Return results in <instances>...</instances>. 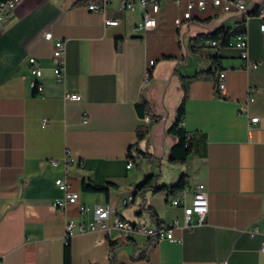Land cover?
Segmentation results:
<instances>
[{
    "label": "crops",
    "instance_id": "1",
    "mask_svg": "<svg viewBox=\"0 0 264 264\" xmlns=\"http://www.w3.org/2000/svg\"><path fill=\"white\" fill-rule=\"evenodd\" d=\"M89 1L20 0L0 34V264H64L67 220L84 225L92 219L79 215L80 206L112 208L124 221L148 227L181 220V208L170 205L174 196L136 193L149 176L158 186L176 184H164L168 173L172 180L186 176L189 191L205 185L203 224L176 231L179 243H154L142 235L124 239L114 229L77 233L68 244L69 264H264L262 21L248 20L242 59L233 37L224 48H206L203 41L199 53L190 50L198 36L218 28L236 31V13L208 5L176 28L179 11L163 2L156 27L141 32L135 29L141 10H120L112 2L104 14H95L86 8ZM240 1L249 16L264 10V0ZM105 18L119 23L105 27ZM46 32L64 41L59 83ZM208 55L217 58V70L197 76L213 66ZM28 58L40 67L41 94L30 86ZM219 72L225 75L221 93L215 88ZM64 94H77L79 101H65ZM182 100L181 127L190 135V152L184 164L171 165L168 154L176 139L167 129ZM141 102L149 114L136 111ZM139 128L146 133L136 148L149 157L130 161L128 149L137 144ZM66 155L75 162L64 164ZM58 178L78 192V203L65 215L52 206L63 196L54 184ZM82 181L112 185L105 192H83ZM255 226L259 233L249 235Z\"/></svg>",
    "mask_w": 264,
    "mask_h": 264
},
{
    "label": "built area",
    "instance_id": "2",
    "mask_svg": "<svg viewBox=\"0 0 264 264\" xmlns=\"http://www.w3.org/2000/svg\"><path fill=\"white\" fill-rule=\"evenodd\" d=\"M20 0H2L0 1V34L3 31L4 23L13 9L19 3ZM116 2L118 9L124 11H134L136 9L141 10L142 20L135 27L136 30L141 32L151 31L156 27V16L161 10V4L163 2H170L179 13L173 18V25L178 28L185 22L192 20V13L194 11L203 12L208 5L218 9L223 14L236 13L239 15L237 21V32L234 34L233 46L241 51V58L246 59L247 50V22L250 18L256 17L262 21L260 25V31L264 34V10L262 13H256L254 16H246L245 6L240 0H90L86 4V8L89 12L95 14H104L107 6ZM119 23L116 19H103L105 27L117 26ZM46 40L52 41V72L57 83L62 81L65 69V50L63 40H54L51 33H44ZM205 46L214 48L216 43L214 41H205ZM228 45H232L231 42ZM28 69L31 75L30 86L37 94L43 92V86L36 80L41 76V70L38 62L34 58H28ZM149 67L153 65L152 61L148 63ZM224 72L217 74L215 83L216 90L221 93L224 89ZM148 75L146 74L145 79ZM63 100L70 102H78L79 96L77 94H64ZM251 123H255L257 118H251ZM44 123V122H43ZM190 135H187V139ZM64 164H72L75 162L73 158L66 155L63 158ZM49 163L52 166L57 165V161L50 160ZM132 163L128 162L126 169H130ZM54 184L63 192L61 198L55 199L52 202L54 208L59 209L64 215L67 212V208L71 205L78 203V192H73L69 189V185L64 178H58L54 180ZM132 198H128L122 201V205H127ZM170 205L179 207L182 209V219H174L170 222H161L154 227H146L141 224H133L121 219L116 215L114 209L104 208L102 206H94L89 208L87 206L79 207V215L86 216L91 215L92 219L86 224H75L72 220H67L65 224L63 244L68 246L70 239L77 233L83 232H102L108 234L110 229L117 230L122 238L127 239L131 235H142L148 239L157 243L162 240H167L173 243H179L180 238L175 236L176 231L182 229H192L195 226L201 225L205 221V216L208 212V201L206 187L204 184H196L191 191L185 189L179 195L171 199ZM264 227V218L262 220ZM249 235L253 236L258 234V228L255 226L250 231ZM261 252L264 253V246L261 248Z\"/></svg>",
    "mask_w": 264,
    "mask_h": 264
},
{
    "label": "trees",
    "instance_id": "3",
    "mask_svg": "<svg viewBox=\"0 0 264 264\" xmlns=\"http://www.w3.org/2000/svg\"><path fill=\"white\" fill-rule=\"evenodd\" d=\"M2 1V0H0ZM257 12H251L250 16H254ZM193 19V18H192ZM196 19V18H195ZM199 19V18H198ZM208 18L201 20L202 22H205ZM237 32L236 31H229L224 28H218L215 31L203 35V36H198L194 38L190 44V50L194 53H199V46L198 44L206 41V40H211L216 43L215 49H220L228 46V43L230 42V38L234 36V34ZM205 47L204 45H202ZM210 48V47H206ZM208 57L212 60V67L211 69L207 71H203L200 74H213L215 70H217V67L215 66L216 63V57L208 55ZM169 58V57H166ZM150 69V68H149ZM216 83V80H215ZM183 100L181 104L179 105L177 109V117L175 122L167 129V133H169L171 136H173L176 139L175 144L170 148L169 154H168V163L171 165H179V164H184L186 161L187 156L189 155L190 152V138L187 139V135L182 127V119H183ZM136 111L139 113V115L142 113L144 109H146V112L149 114V109L147 108L146 104L141 102L135 105ZM145 130L139 128L136 131L137 134V144L135 147H130L128 149V159L130 161L134 160L135 158H148L149 154H147L145 151L139 150L136 148L138 146V143L142 141L145 137ZM132 150L137 152L135 156H132ZM156 178L154 176H149L144 179V181L136 186V193L137 194H142L145 192L150 191L153 195L156 194H162L165 198L171 197V196H177L180 194L183 190L187 188V182H186V176L181 175L176 182V184L171 185V186H158L154 183ZM112 184H106L104 186H96L93 184L86 183L85 181H82L81 183V190L83 192H105L107 191L108 187L111 186ZM150 209V208H149ZM150 215L152 218L156 219L157 215L153 209H150ZM160 222H158L156 225H158ZM151 240V239H149ZM153 241V240H152ZM154 242V241H153ZM64 264H69V251H68V246H65L64 250Z\"/></svg>",
    "mask_w": 264,
    "mask_h": 264
},
{
    "label": "rangeland",
    "instance_id": "4",
    "mask_svg": "<svg viewBox=\"0 0 264 264\" xmlns=\"http://www.w3.org/2000/svg\"><path fill=\"white\" fill-rule=\"evenodd\" d=\"M175 171H176V168H173ZM172 169V170H173ZM174 171V172H175ZM159 172L157 171V174H158ZM165 173H166V171H165ZM180 177V176H179ZM172 178H173V173H168V175L164 178V184H169L170 185V183H172L173 181H175V182H177L178 180V177L175 179V180H172Z\"/></svg>",
    "mask_w": 264,
    "mask_h": 264
},
{
    "label": "bare ground",
    "instance_id": "5",
    "mask_svg": "<svg viewBox=\"0 0 264 264\" xmlns=\"http://www.w3.org/2000/svg\"><path fill=\"white\" fill-rule=\"evenodd\" d=\"M258 13H262V10L259 11ZM246 16H249V14H248V15L246 14ZM208 41H209V40H208ZM210 41H211V40H210ZM204 46H205V44H204ZM228 46H230V45H228ZM205 47H207V46H205ZM150 61H151V60H150ZM152 62H153V61H152ZM148 63H149V62H148ZM148 67H149V65H148ZM149 68H150V67H149ZM147 75H148V73H147ZM147 78H148V77H147ZM130 163H131V162H130ZM186 189H187V188H186ZM182 192H183V191H182ZM206 193H207V192H206ZM178 195H179V194H178ZM174 197H175V196H174ZM174 197H173V198H174ZM129 198H132V197H129ZM127 199H128V198H127ZM131 201H132V199H131ZM131 201H130V202H131ZM170 201H171V200H170ZM207 201H208V200H207ZM130 202H129V203H130ZM129 203H128V204H129ZM71 206H72V205H71ZM125 206H126V205H125ZM181 210H182V209H181ZM160 223H161V222H160ZM141 225H142V224H141ZM144 226H145V225H144ZM146 227H148V226H146ZM153 227H154V226H153Z\"/></svg>",
    "mask_w": 264,
    "mask_h": 264
}]
</instances>
